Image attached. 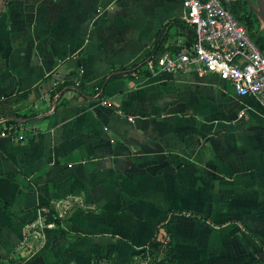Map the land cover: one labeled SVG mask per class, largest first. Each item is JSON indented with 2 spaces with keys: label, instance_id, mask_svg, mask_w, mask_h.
<instances>
[{
  "label": "crops",
  "instance_id": "1",
  "mask_svg": "<svg viewBox=\"0 0 264 264\" xmlns=\"http://www.w3.org/2000/svg\"><path fill=\"white\" fill-rule=\"evenodd\" d=\"M185 13L182 0H0V113L28 119L0 134V264H130L163 234L166 264H264L258 99L215 73L140 66L189 40ZM102 83L109 104L77 92Z\"/></svg>",
  "mask_w": 264,
  "mask_h": 264
},
{
  "label": "built area",
  "instance_id": "2",
  "mask_svg": "<svg viewBox=\"0 0 264 264\" xmlns=\"http://www.w3.org/2000/svg\"><path fill=\"white\" fill-rule=\"evenodd\" d=\"M233 0H182L186 9L185 20L193 30L191 40L162 50L158 55H147L140 66L149 71L163 70L171 73L195 70L199 73H215L231 83L241 96H254L264 109V51L255 43L247 27L231 11ZM137 69V68H136ZM55 85V82H54ZM78 94L109 104L103 96V87L97 85L89 93L77 88ZM10 119L0 116V134L13 136L27 122L26 117L16 118L15 129ZM264 137V129L262 132ZM172 239L163 234L159 239L156 262L164 259ZM95 264H105L101 259ZM130 264L155 263L150 252L135 251Z\"/></svg>",
  "mask_w": 264,
  "mask_h": 264
},
{
  "label": "trees",
  "instance_id": "3",
  "mask_svg": "<svg viewBox=\"0 0 264 264\" xmlns=\"http://www.w3.org/2000/svg\"><path fill=\"white\" fill-rule=\"evenodd\" d=\"M231 11H232V13L234 14V16L239 20V21H241L246 27H248L249 28V30H252V29H257V27H258V21L256 22V21H252V20H245L243 17H242V15H240L239 14V9L238 10H236V9H233L232 8V6H231ZM188 23V22H187ZM189 24V23H188ZM167 25H168V23H167ZM190 25V24H189ZM189 34H190V38H189V40H191L192 38H193V36H194V30H193V28H192V26L190 25V30H189ZM165 35V33H164V31H160V33H159V38H158V42L160 41V39H161V37H163ZM252 35V34H251ZM254 38H255V41H256V43H257V45L259 44V37L258 36H256L255 35V33H253V35H252ZM259 46V45H258ZM159 48L160 47H156V49L153 51V52H151V53H149L148 55H150V54H153V55H158V54H160L162 51L160 50L159 51ZM116 76H117V74H115ZM67 84V82L66 83H59V82H57L56 84H55V91L56 92H60L63 88H64V86ZM101 86L103 85V83L102 84H100ZM79 89L80 90H82L83 89V86L80 84L79 86ZM103 87V86H102ZM0 116H6V117H8L10 120L7 122L8 124H10V123H12V125H13V129H15V124H16V122H15V120H16V118H19V117H21V115H18V114H14V113H8V112H5V113H0ZM0 202H1V200H0ZM49 217H50V219H52L53 221H55V222H58V220H57V218H56V215H55V213H54V211H53V208L52 207H49ZM170 236V235H169ZM171 237V236H170ZM171 239H172V237H171ZM159 244H160V242H159V240L157 239V236H154V237H152L150 240H149V242L145 245V246H143L142 248H140V249H138L141 253L143 252H150V254H152L153 255V261L155 262V263H171V261H172V254H173V243H172V241H171V243H170V247H169V250H168V252L166 253V255H165V257H164V259L163 260H161L160 262H156V257H157V251H158V248H159ZM261 250H263V248H260V249H258L257 251H255V258L257 259V260H259L260 262H262L259 258H258V252L259 251H261ZM137 251V250H136ZM135 252V251H134ZM133 252V253H134ZM133 253L131 254V256L133 255ZM263 263V262H262ZM9 264H18V262L16 261V260H9Z\"/></svg>",
  "mask_w": 264,
  "mask_h": 264
},
{
  "label": "flooded vegetation",
  "instance_id": "4",
  "mask_svg": "<svg viewBox=\"0 0 264 264\" xmlns=\"http://www.w3.org/2000/svg\"><path fill=\"white\" fill-rule=\"evenodd\" d=\"M252 2L256 3V0H251ZM233 9L238 10L239 14L242 15V17L245 20H252V21H258V27L257 29L249 30L250 34L253 35L255 33L256 36L259 38V48L264 51V29L261 27L260 21L253 9H251L248 0H233L230 4Z\"/></svg>",
  "mask_w": 264,
  "mask_h": 264
},
{
  "label": "water",
  "instance_id": "5",
  "mask_svg": "<svg viewBox=\"0 0 264 264\" xmlns=\"http://www.w3.org/2000/svg\"><path fill=\"white\" fill-rule=\"evenodd\" d=\"M248 3L253 9L260 21L261 27L264 29V0H256V3L248 0ZM249 30V28L247 27ZM256 43V41H255ZM257 44V43H256ZM258 46V45H257ZM258 258L264 263V249L258 252Z\"/></svg>",
  "mask_w": 264,
  "mask_h": 264
}]
</instances>
